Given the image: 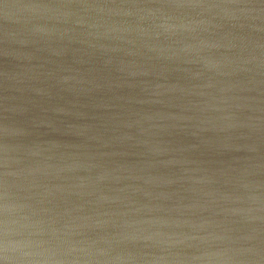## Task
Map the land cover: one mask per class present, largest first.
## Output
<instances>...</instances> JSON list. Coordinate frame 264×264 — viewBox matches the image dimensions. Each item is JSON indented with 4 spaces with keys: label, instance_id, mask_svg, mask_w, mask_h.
Wrapping results in <instances>:
<instances>
[{
    "label": "water",
    "instance_id": "1",
    "mask_svg": "<svg viewBox=\"0 0 264 264\" xmlns=\"http://www.w3.org/2000/svg\"><path fill=\"white\" fill-rule=\"evenodd\" d=\"M0 264H264V0H0Z\"/></svg>",
    "mask_w": 264,
    "mask_h": 264
}]
</instances>
